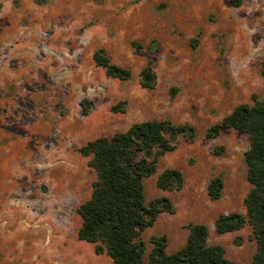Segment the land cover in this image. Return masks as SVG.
Here are the masks:
<instances>
[{
    "label": "rangeland",
    "instance_id": "obj_1",
    "mask_svg": "<svg viewBox=\"0 0 264 264\" xmlns=\"http://www.w3.org/2000/svg\"><path fill=\"white\" fill-rule=\"evenodd\" d=\"M97 49L130 80L96 67ZM263 60L264 0H0V264H113L77 238V209L96 179L79 149L163 119L192 126L194 137L176 136L144 180L146 204L166 196L175 210L143 231L144 260L151 237L163 236L173 254L188 225L203 224L207 245L252 264L251 227L217 234L214 226L219 215H245L248 137L207 131L264 97ZM119 102L123 111H111ZM165 169L180 171L181 189L156 187ZM216 177L223 187L212 200Z\"/></svg>",
    "mask_w": 264,
    "mask_h": 264
},
{
    "label": "trees",
    "instance_id": "obj_2",
    "mask_svg": "<svg viewBox=\"0 0 264 264\" xmlns=\"http://www.w3.org/2000/svg\"><path fill=\"white\" fill-rule=\"evenodd\" d=\"M92 59L107 77L130 80L131 72L111 63L103 49L94 51ZM261 75L264 78V60ZM142 85L150 88L147 82ZM123 104L112 106L111 111H123ZM228 128L248 137L244 161L250 190L244 200L245 215L237 212L219 215L215 231L224 234L248 224L257 244L252 264H264V97L252 105L237 106L220 124L210 127L207 136L214 137ZM178 135H188L187 141H192L194 129L166 119L149 120L134 123L126 132L109 138L89 141L79 149L82 156L89 157L87 165L96 179L89 199L77 209L81 219L78 240L94 244L95 253H105L113 264H236L224 257L220 245H207L208 230L203 224H189L185 245L173 254L165 252L163 236L151 237L153 248L147 261L144 260L143 231L153 225L159 214L175 212L166 196L145 203L144 180L155 174L157 158L175 149L172 141ZM182 183L183 177L176 169H165L156 177V187L161 191L179 190ZM222 187L219 177L211 179L207 186L209 198L219 199Z\"/></svg>",
    "mask_w": 264,
    "mask_h": 264
}]
</instances>
